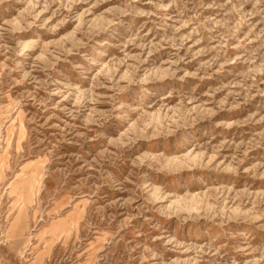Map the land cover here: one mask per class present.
<instances>
[{"label":"rangeland","instance_id":"374dc122","mask_svg":"<svg viewBox=\"0 0 264 264\" xmlns=\"http://www.w3.org/2000/svg\"><path fill=\"white\" fill-rule=\"evenodd\" d=\"M0 264H264V0H0Z\"/></svg>","mask_w":264,"mask_h":264}]
</instances>
